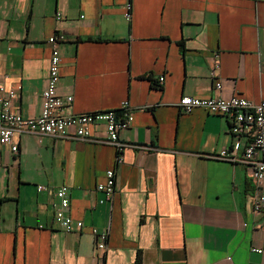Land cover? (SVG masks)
Listing matches in <instances>:
<instances>
[{
	"label": "crops",
	"instance_id": "crops-1",
	"mask_svg": "<svg viewBox=\"0 0 264 264\" xmlns=\"http://www.w3.org/2000/svg\"><path fill=\"white\" fill-rule=\"evenodd\" d=\"M54 36L58 94L73 97L60 113L128 102L129 146L118 165L100 123L88 140L26 133L16 154L0 147V264H96L93 228L109 230L106 264L139 251L143 264H264L255 181L216 158L234 141L227 119L177 107L183 96L264 101V0H0V87L24 118L41 114ZM111 169L116 192L101 203ZM63 186L81 231L55 223Z\"/></svg>",
	"mask_w": 264,
	"mask_h": 264
},
{
	"label": "built area",
	"instance_id": "built-area-1",
	"mask_svg": "<svg viewBox=\"0 0 264 264\" xmlns=\"http://www.w3.org/2000/svg\"><path fill=\"white\" fill-rule=\"evenodd\" d=\"M131 6H128L124 15L130 17ZM57 38L50 37L48 44L51 47L49 76L47 86L42 92V110L40 116L33 119L22 117L21 114L11 111L10 104L15 97V90H6L0 87V147H7L13 154L19 150L15 141V134L34 133L44 136L60 138L67 136L73 130L77 138H90L91 130L95 125L102 123L106 130L107 144L117 151V164L123 163V151L129 145L119 139V133L127 130L133 123L134 117L128 102H123L117 109L97 111L84 114L62 115L60 112L73 102L72 96L62 98L58 94L62 58L56 46ZM164 82V77L159 79V84ZM216 89L221 88L220 82L215 84ZM177 107L190 113L193 109L200 108L210 114L221 116L229 123V132L234 141L230 148L223 149L216 156L217 159L243 164L248 171V176L255 181L253 195V212H264V101L255 103L248 99L234 96L225 98L198 99L183 96ZM106 180L97 186V190L104 195L103 202H111L116 192V170L106 172ZM38 190H43L42 186ZM70 200L68 188L63 186L55 193L53 204L54 220L59 229L69 233L81 231L84 224L74 221L68 215ZM94 237V257L96 264H106L108 252L109 230L92 229ZM253 252L261 254V249L253 248Z\"/></svg>",
	"mask_w": 264,
	"mask_h": 264
},
{
	"label": "trees",
	"instance_id": "trees-1",
	"mask_svg": "<svg viewBox=\"0 0 264 264\" xmlns=\"http://www.w3.org/2000/svg\"><path fill=\"white\" fill-rule=\"evenodd\" d=\"M134 264H143V257L140 251L136 255Z\"/></svg>",
	"mask_w": 264,
	"mask_h": 264
}]
</instances>
